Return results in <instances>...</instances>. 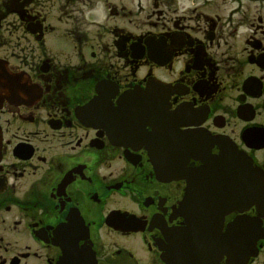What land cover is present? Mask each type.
<instances>
[{"label":"flooded vegetation","instance_id":"flooded-vegetation-1","mask_svg":"<svg viewBox=\"0 0 264 264\" xmlns=\"http://www.w3.org/2000/svg\"><path fill=\"white\" fill-rule=\"evenodd\" d=\"M3 88L29 97L0 92V264H174L198 144L264 187V0H0ZM237 196L209 260L264 264Z\"/></svg>","mask_w":264,"mask_h":264}]
</instances>
